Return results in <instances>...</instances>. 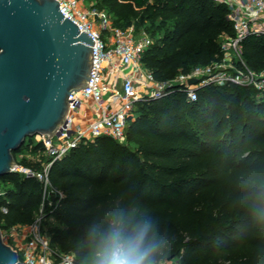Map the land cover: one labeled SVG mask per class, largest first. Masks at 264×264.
<instances>
[{"label":"trees","instance_id":"trees-1","mask_svg":"<svg viewBox=\"0 0 264 264\" xmlns=\"http://www.w3.org/2000/svg\"><path fill=\"white\" fill-rule=\"evenodd\" d=\"M113 25L134 26L154 39L143 63L159 81L221 61V41L235 35L229 9L213 0H93ZM248 68L264 70V32L241 43ZM241 63V62H240ZM238 63L239 67L242 65ZM184 85L140 100L128 120L127 142L102 136L71 149L50 168L52 196L42 225L58 223L52 247L76 264H95L114 233L123 242L154 247L153 258L174 264H264V91L228 83L196 90ZM46 154L27 138L17 164L41 170L23 149ZM0 228L31 226L43 186L12 172L0 177ZM146 229V230H145Z\"/></svg>","mask_w":264,"mask_h":264},{"label":"built area","instance_id":"built-area-1","mask_svg":"<svg viewBox=\"0 0 264 264\" xmlns=\"http://www.w3.org/2000/svg\"><path fill=\"white\" fill-rule=\"evenodd\" d=\"M57 1L64 17L77 24L80 32L88 33L95 42L91 46L93 69L89 87L72 92L68 121L59 134L36 137L43 143L51 161L41 170L20 164L13 169L36 178L43 186L40 213L30 226L26 242L22 247H12L22 264H76L73 254L52 247L49 237L42 232L45 204L52 206V196L63 197L52 186L50 168L84 141L106 136L120 144L126 143L128 120L134 116L138 101L165 96L174 85H184L190 100L197 99L198 88L208 85L233 83L264 91V77L248 68L241 58V43L247 35L264 32L260 27L264 25V0H213L228 7V19L234 26L235 35L225 37L221 45L223 59L208 66L194 67L189 74H179L166 81L157 80L143 63V55L153 44V39L145 32L136 33L134 26L115 27L107 14L86 6L85 0ZM193 78L198 79V84L189 85L188 81Z\"/></svg>","mask_w":264,"mask_h":264},{"label":"water","instance_id":"water-1","mask_svg":"<svg viewBox=\"0 0 264 264\" xmlns=\"http://www.w3.org/2000/svg\"><path fill=\"white\" fill-rule=\"evenodd\" d=\"M94 43L57 0H0V177L14 172L27 138L67 123L72 92L89 87ZM0 264H22L1 228Z\"/></svg>","mask_w":264,"mask_h":264},{"label":"clouds","instance_id":"clouds-1","mask_svg":"<svg viewBox=\"0 0 264 264\" xmlns=\"http://www.w3.org/2000/svg\"><path fill=\"white\" fill-rule=\"evenodd\" d=\"M257 213L264 217V207L257 208ZM154 252V247L141 248L139 242H123L116 232L96 253L95 264H158L153 258Z\"/></svg>","mask_w":264,"mask_h":264},{"label":"rangeland","instance_id":"rangeland-1","mask_svg":"<svg viewBox=\"0 0 264 264\" xmlns=\"http://www.w3.org/2000/svg\"><path fill=\"white\" fill-rule=\"evenodd\" d=\"M85 5L88 6V7L89 6H93L94 2H93V0H85ZM104 13L107 14L106 12H104ZM260 27H261V29H264V25H261ZM141 32H143V31H141ZM145 34L150 36L146 32H145ZM224 41H225V37L222 39L221 44H223ZM153 42H154V39H153ZM232 58H234V57H232ZM233 60L236 61V58H234ZM254 72H256V71H254ZM256 73L259 76H263L264 77V70L261 71V72H256ZM38 142H40V140H38ZM24 157L26 159H28V161H31L32 163H36L39 160L44 161V162L47 160V155L46 154L33 153L32 151H30V149H27V148L23 149V152H22V154H20L18 156V159L22 160ZM41 227H42V232L48 236V233H49L48 231L51 228L58 227V223L53 221L52 219H48L47 223L44 222V224ZM2 232H3L4 238H5V242L10 243V244L14 242V241L12 242V239L18 238L20 240L22 238V235H23V229H19V230L15 231V232H13L12 229L11 230H4ZM12 234H15L14 238L12 237ZM174 263L175 262H166V264H174Z\"/></svg>","mask_w":264,"mask_h":264},{"label":"crops","instance_id":"crops-1","mask_svg":"<svg viewBox=\"0 0 264 264\" xmlns=\"http://www.w3.org/2000/svg\"><path fill=\"white\" fill-rule=\"evenodd\" d=\"M19 229H23L22 238L19 240L18 238H14L15 234H12V237L14 238V239H12V242L13 241L14 242L11 244L8 243L12 247H22L24 245V243L26 242V239L28 237L29 231H30V226H16L12 230H13V232H15Z\"/></svg>","mask_w":264,"mask_h":264}]
</instances>
